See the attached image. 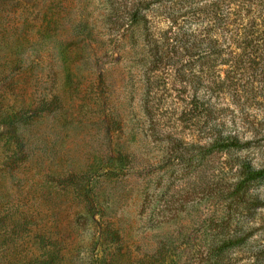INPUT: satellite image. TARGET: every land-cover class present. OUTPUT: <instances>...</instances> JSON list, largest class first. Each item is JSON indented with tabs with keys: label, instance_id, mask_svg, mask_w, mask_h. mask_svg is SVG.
<instances>
[{
	"label": "rangeland",
	"instance_id": "1",
	"mask_svg": "<svg viewBox=\"0 0 264 264\" xmlns=\"http://www.w3.org/2000/svg\"><path fill=\"white\" fill-rule=\"evenodd\" d=\"M104 19L101 0H0L1 44L23 33L36 61L11 89L0 76V264H264V175L245 202L226 184L242 162L264 169V139L212 150L209 124H173L194 98L226 108L233 91L144 105L138 32ZM253 94L243 108L264 129ZM228 236L244 240L218 251Z\"/></svg>",
	"mask_w": 264,
	"mask_h": 264
},
{
	"label": "trees",
	"instance_id": "2",
	"mask_svg": "<svg viewBox=\"0 0 264 264\" xmlns=\"http://www.w3.org/2000/svg\"><path fill=\"white\" fill-rule=\"evenodd\" d=\"M101 1L105 30L119 36L138 32L143 49L144 91H148V98L150 95L144 105L155 108V103L162 104L161 91H233L226 108L194 98L173 124L194 129L209 124L210 132L205 136L212 150H241L264 139V129L256 116L243 108L245 95L264 91V0ZM83 23L89 30L90 16ZM14 36V46L0 42L6 50L0 47V76H10V89L24 80V74L31 75L30 69L36 63L26 53L30 44L27 35ZM8 56H14L13 60ZM6 59L7 67L3 66ZM6 70L8 73H4ZM24 110L33 117L30 105H25ZM150 116L157 122L162 120L160 115L156 119L155 112ZM162 134L155 136L160 139ZM233 175L235 179L229 177L226 181L227 190L229 197L240 203L245 202L250 185L264 175V169L246 161ZM83 216L85 223L93 219L90 213ZM242 240L243 237L228 236L219 241L217 250Z\"/></svg>",
	"mask_w": 264,
	"mask_h": 264
}]
</instances>
